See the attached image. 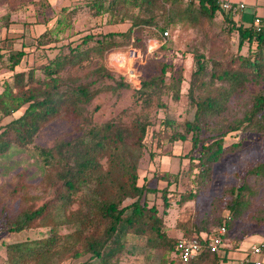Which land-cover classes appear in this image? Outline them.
I'll use <instances>...</instances> for the list:
<instances>
[{
  "label": "trees",
  "instance_id": "1",
  "mask_svg": "<svg viewBox=\"0 0 264 264\" xmlns=\"http://www.w3.org/2000/svg\"><path fill=\"white\" fill-rule=\"evenodd\" d=\"M81 10L91 18L106 17L108 25L126 24V28L121 32L84 33L55 47L58 35L72 27ZM216 17L220 31L211 33V39L221 41L222 35L232 33L237 49L246 44L247 52L223 60H206L194 52L184 93L180 91L181 72L173 76L168 65L161 64L156 74L139 79L138 87L104 66L107 53L133 46L142 33L156 37L164 49L165 29L177 23L213 26ZM235 19L215 0H83L79 5L60 8L52 26L34 40L35 51L56 50L51 57L45 55L42 65L15 71L23 51L14 49L12 40L5 41L8 47L5 42L0 46V69L12 73L10 82L1 85L0 123L19 112L0 124V157L11 148L28 153L41 169L50 194L37 208L6 219L4 229L22 232L48 221L66 224L69 229L63 235L50 229L46 237L5 244L0 264H119L122 257L138 249L129 237L142 239L141 251L158 254L160 264H173L177 241L191 238L202 247L188 264L225 261L218 252L206 248L208 237L223 226L226 239L250 211L264 182V29L255 32L252 26H242ZM122 90L130 91L132 102L140 109L164 108V94L174 102L184 96L188 116L179 124L165 116L153 134L160 141L189 144L186 172L193 189L179 195V204L206 192L214 166L239 150L240 141L224 147L226 137L251 134L261 140L262 158L244 170L240 184L223 190L227 200L224 206L206 218L179 224V238L167 236L164 211L159 213L144 200V195L157 190L146 183L137 184L138 160L150 121L139 117L124 124L119 118H110L99 123L93 117L94 110L87 109L97 96ZM73 117L81 120L77 136L55 138L48 147L34 143L46 125ZM157 179L165 182L160 198L166 209L167 188L176 182V175L163 173ZM261 206L253 217L260 225L264 203Z\"/></svg>",
  "mask_w": 264,
  "mask_h": 264
},
{
  "label": "rangeland",
  "instance_id": "2",
  "mask_svg": "<svg viewBox=\"0 0 264 264\" xmlns=\"http://www.w3.org/2000/svg\"><path fill=\"white\" fill-rule=\"evenodd\" d=\"M82 2L83 0H0V43L12 40L14 41L12 47L21 49L24 53L15 71L29 66H40L44 63L45 55L51 57L55 53V49L45 53L42 52L43 50L35 51L34 40L52 26L60 8L72 7ZM240 15L241 13L236 17L237 22ZM125 28L126 24L108 25L106 17L91 18L85 10H81L72 20V27L58 35L59 40L55 43V47L75 40L84 33L121 32ZM165 30L168 31V35L163 40L164 49L161 48L162 42L156 37L142 33L139 41L133 46L107 53L103 59L104 66L114 74L122 76L131 86L138 87L139 79L156 74L161 64L168 65L173 76L176 75V71L181 72L183 82L180 91L184 93L186 81L192 71L194 52L201 53L206 60H223L231 54L245 55L247 52L246 44L237 49V41L232 33L228 36L222 35L221 41L211 39V33L220 31V22L217 17L213 26H207L206 23L202 25L177 23ZM3 45L8 47L6 42ZM11 74L6 69H0V90L3 82H10ZM77 75L84 76L83 73ZM168 81L167 74L166 82ZM129 94L128 90H122L117 94H101L92 100L87 109L94 110L93 117L99 123L110 118H119L124 124H130L133 119L139 117H146L150 121L151 125L147 128L146 136L142 141L143 149L138 160L137 184L146 183L149 188L157 190L156 193L144 195V200L149 206L153 205L159 213L164 211L167 236L179 238L181 236L179 224L206 218L214 214L216 209L224 206L227 200L223 190L228 186L240 184L244 170L262 158L261 140L251 134L226 137L224 147L240 141L239 150L227 155L214 166L212 179L206 192L199 194L191 201L179 204V195L193 189L186 172L188 162L186 154L189 144L187 141L172 143L160 141L153 137V134L160 129V122L165 116L171 118L176 124L181 123L188 116L186 100L182 95L179 101L174 102L168 94H164L161 98L164 108L140 109L132 102ZM18 115L19 112L3 119L0 124ZM80 125L81 120L77 117L56 119L38 133L34 143L48 147L55 138L70 139L78 135ZM163 173L176 175V182L167 188L168 207L166 209H163L160 198V190L165 186V182L157 179ZM49 197V189L44 182L43 173L28 153L11 148L6 155L0 157V255L2 257L5 244L43 238L48 235L50 229L58 231L61 235L69 232L66 224L56 225L52 221L38 222L22 232L5 231L6 219L15 217L24 210L37 208ZM262 203H264V182L253 200L250 211L235 224L226 238L231 248L238 250L235 258H238L239 252L249 256L251 244L264 241V209L261 211L263 224L254 222ZM75 208L76 205L71 209ZM224 215L225 211L221 212V216ZM128 240L137 245L138 249L134 254L122 257L119 264H160L158 254L141 251L142 239L129 237ZM217 254L226 259L222 264H232V261L226 258L228 256L226 252L219 250ZM249 258L256 257L249 256ZM83 259L84 257L81 258ZM262 260H264V254ZM75 262L66 261L62 264H75Z\"/></svg>",
  "mask_w": 264,
  "mask_h": 264
},
{
  "label": "built area",
  "instance_id": "3",
  "mask_svg": "<svg viewBox=\"0 0 264 264\" xmlns=\"http://www.w3.org/2000/svg\"><path fill=\"white\" fill-rule=\"evenodd\" d=\"M217 6L226 14H228L232 18H236L237 15L244 9V4L242 3H233L227 0H215ZM253 30L258 32L260 30L259 20H253ZM168 31L165 30L162 33L163 37H167ZM225 236V228L223 226L215 228L208 240L205 244L206 248L211 253L218 252L219 249L224 247V243L226 239ZM201 243L195 239H179L176 243V252H177V259L175 261L176 264H188L191 260H193L199 252L201 251ZM264 248V241L259 244H254L250 246L249 249V256L256 257L255 259L249 258L248 255H245L243 258L239 259L238 261L232 264H261V254ZM259 257V258H258Z\"/></svg>",
  "mask_w": 264,
  "mask_h": 264
},
{
  "label": "crops",
  "instance_id": "4",
  "mask_svg": "<svg viewBox=\"0 0 264 264\" xmlns=\"http://www.w3.org/2000/svg\"><path fill=\"white\" fill-rule=\"evenodd\" d=\"M227 1L233 2V3L244 4V9L240 12L241 15H240L239 21H238L239 24H241L242 26H253V20L258 19L259 20V26L264 29V0H227ZM0 44H2V43H0ZM8 46H9V44H8ZM252 245H254V244H251V246ZM223 248H224L223 251L228 254V256L226 258L230 259V261H232L231 263L236 262L245 256V254L243 255L241 252H239L238 258H235L236 252L238 250H237V248H231V245L228 244L227 239L224 243ZM262 255H263V253L261 254V262L263 261ZM223 259H225V258H223Z\"/></svg>",
  "mask_w": 264,
  "mask_h": 264
},
{
  "label": "bare ground",
  "instance_id": "5",
  "mask_svg": "<svg viewBox=\"0 0 264 264\" xmlns=\"http://www.w3.org/2000/svg\"><path fill=\"white\" fill-rule=\"evenodd\" d=\"M123 61V60H122ZM125 61V60H124Z\"/></svg>",
  "mask_w": 264,
  "mask_h": 264
}]
</instances>
